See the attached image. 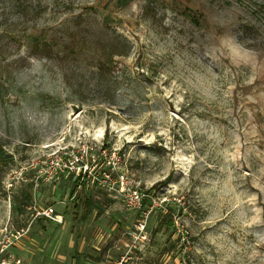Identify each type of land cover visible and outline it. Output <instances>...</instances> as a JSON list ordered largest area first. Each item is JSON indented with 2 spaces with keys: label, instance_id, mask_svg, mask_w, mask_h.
<instances>
[{
  "label": "rangeland",
  "instance_id": "rangeland-1",
  "mask_svg": "<svg viewBox=\"0 0 264 264\" xmlns=\"http://www.w3.org/2000/svg\"><path fill=\"white\" fill-rule=\"evenodd\" d=\"M126 1L0 0V264H264V19Z\"/></svg>",
  "mask_w": 264,
  "mask_h": 264
},
{
  "label": "trees",
  "instance_id": "trees-1",
  "mask_svg": "<svg viewBox=\"0 0 264 264\" xmlns=\"http://www.w3.org/2000/svg\"><path fill=\"white\" fill-rule=\"evenodd\" d=\"M240 4L245 5L249 11L254 14L257 17H261L264 19V0H262V3L255 4V2H252V0H235ZM117 2L120 5L125 4L127 1L126 0H117ZM229 4H232L231 1H227ZM244 28V25L242 26ZM247 29V28H245ZM112 49L111 52L108 53V64L109 67L106 70L107 76H108V83L109 86L111 87H117L119 83H121V79L119 80V77L114 74V69H113V62H114V56L115 55H128L129 54V43L126 41V39H123L121 41L115 42L113 41L112 43ZM47 44H43V48L47 49Z\"/></svg>",
  "mask_w": 264,
  "mask_h": 264
},
{
  "label": "built area",
  "instance_id": "built-area-1",
  "mask_svg": "<svg viewBox=\"0 0 264 264\" xmlns=\"http://www.w3.org/2000/svg\"><path fill=\"white\" fill-rule=\"evenodd\" d=\"M42 214L48 217H52L54 213L53 208H46L45 210L42 211ZM106 264H123L122 262H113V263H106Z\"/></svg>",
  "mask_w": 264,
  "mask_h": 264
},
{
  "label": "crops",
  "instance_id": "crops-1",
  "mask_svg": "<svg viewBox=\"0 0 264 264\" xmlns=\"http://www.w3.org/2000/svg\"><path fill=\"white\" fill-rule=\"evenodd\" d=\"M73 264H75V263H73Z\"/></svg>",
  "mask_w": 264,
  "mask_h": 264
}]
</instances>
